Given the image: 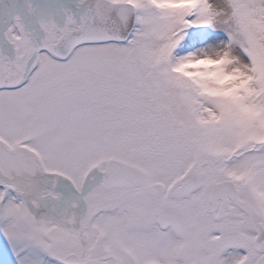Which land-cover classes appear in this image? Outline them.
Wrapping results in <instances>:
<instances>
[{"label":"snow or ice","instance_id":"1","mask_svg":"<svg viewBox=\"0 0 264 264\" xmlns=\"http://www.w3.org/2000/svg\"><path fill=\"white\" fill-rule=\"evenodd\" d=\"M0 264H264V0H0Z\"/></svg>","mask_w":264,"mask_h":264}]
</instances>
